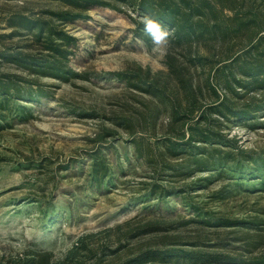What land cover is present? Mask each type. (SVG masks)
<instances>
[{"label":"rangeland","instance_id":"rangeland-1","mask_svg":"<svg viewBox=\"0 0 264 264\" xmlns=\"http://www.w3.org/2000/svg\"><path fill=\"white\" fill-rule=\"evenodd\" d=\"M111 3L117 8L93 4L81 11L82 16L64 22L49 14L73 11L60 0H0V35L15 32L0 39L2 46L36 53L34 48L22 49L33 34L11 22L17 15L48 18L54 28L76 39L68 54L75 75L67 80L42 75L37 80L47 95L29 100L26 97L35 92L24 93L0 107V264H29L33 258L31 264H88L85 255L107 259L111 249L127 242L134 243L131 248L136 251L156 236L137 244L129 234L143 222L156 224L162 216L175 220L174 227L166 225L167 233L211 232L212 241L213 233L224 238L239 227L218 226L219 218L237 224L245 221L247 230L253 231L257 230V225L252 227L254 218L264 217L259 178L264 168L256 172V165L235 169L227 164L223 172L220 165L205 170L193 166L196 171L188 178L183 173L173 181L160 180V192L148 189L154 181L151 170L134 158L129 135L115 122L141 108L148 97L127 87L117 74L137 66L153 73L166 71L164 56L171 42L164 51L154 50L137 8ZM0 68L26 76L8 65ZM257 113L235 121L219 120L216 129L235 143L219 140L216 146L222 151L263 153L264 112ZM167 117L165 113L156 121L155 136L152 130L144 132V142L156 147V140L158 149H164ZM94 150L109 169L100 182L92 175ZM191 204L207 215L202 217L208 219L205 223L192 221L198 213ZM259 227L261 238L250 239L256 241L254 251L264 248V224Z\"/></svg>","mask_w":264,"mask_h":264},{"label":"trees","instance_id":"trees-1","mask_svg":"<svg viewBox=\"0 0 264 264\" xmlns=\"http://www.w3.org/2000/svg\"><path fill=\"white\" fill-rule=\"evenodd\" d=\"M60 1L62 6L73 11H50L49 14L64 22L82 16L81 11H87L93 4L117 8L111 3L117 1L136 7L141 15L152 14L172 31L171 45L164 56L166 71L153 73L137 66L117 74L127 87L148 97L141 108L117 117L115 122L129 135L134 158L150 168L154 181L148 189L152 193L160 192V180L173 181L176 175L183 173L188 178L196 171L193 166L205 170L220 165L222 172L227 164L235 169L256 165V172L264 168V152L256 157L242 149L222 151L216 146L219 140L233 141L216 129L219 120L235 121L258 114L259 110L264 112V0ZM11 22L33 34L22 49L34 48L36 53L2 46L0 41V66L8 65L26 74L1 71L0 68V107L3 104L9 106L12 97L24 93L35 92L36 95L26 97L29 100H36L40 94L47 95L37 80L42 75L67 80L76 74L68 64L70 47L76 41L74 37L54 28L48 18L17 15ZM14 33L0 35V39L11 38ZM200 73L204 76L200 77ZM29 75L35 79L27 77ZM165 113L168 117L161 141L164 149L160 150L156 140V147H152V143L144 142L142 136L147 130H152V136H155V123ZM91 154L94 158L91 164L93 179L100 182L109 169L99 151L94 150ZM169 159L178 161L170 163ZM259 178L263 191L264 176ZM191 208L198 213L193 222L203 224L208 220L202 218L206 214L200 207L191 204ZM174 221L162 216L156 224L143 222L128 237L138 244L140 239L156 236L155 242L145 240V246L136 251L131 248L134 243H124L111 249L107 259L97 258L89 251L91 254L85 255L90 260L88 264H103L104 260L111 264H264V248L254 251L252 246L256 241L250 240L261 238L262 227L259 225L264 224V217L254 218L252 227L257 225V230L253 231L247 230L250 227L245 221L237 224V220L219 218L218 226L239 227L228 231L224 238L220 232L213 233L214 241L209 237L211 232L199 236L167 233L166 225L174 227ZM162 230L163 233H159ZM234 241H240L242 245L237 247ZM34 261L33 258L29 264Z\"/></svg>","mask_w":264,"mask_h":264},{"label":"clouds","instance_id":"clouds-1","mask_svg":"<svg viewBox=\"0 0 264 264\" xmlns=\"http://www.w3.org/2000/svg\"><path fill=\"white\" fill-rule=\"evenodd\" d=\"M143 24V32L147 35L153 45L154 50L164 51L169 44V38L172 35L171 29L162 24L152 14L145 13L140 17Z\"/></svg>","mask_w":264,"mask_h":264}]
</instances>
